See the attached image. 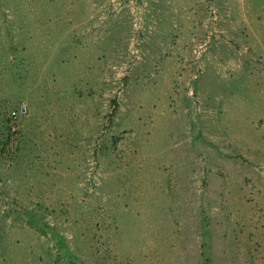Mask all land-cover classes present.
<instances>
[{
    "label": "rangeland",
    "instance_id": "1",
    "mask_svg": "<svg viewBox=\"0 0 264 264\" xmlns=\"http://www.w3.org/2000/svg\"><path fill=\"white\" fill-rule=\"evenodd\" d=\"M0 264H264V0H0Z\"/></svg>",
    "mask_w": 264,
    "mask_h": 264
},
{
    "label": "built area",
    "instance_id": "2",
    "mask_svg": "<svg viewBox=\"0 0 264 264\" xmlns=\"http://www.w3.org/2000/svg\"><path fill=\"white\" fill-rule=\"evenodd\" d=\"M27 105L25 102H19L16 107L8 112V119L10 123L16 122L20 117H24L27 114Z\"/></svg>",
    "mask_w": 264,
    "mask_h": 264
}]
</instances>
